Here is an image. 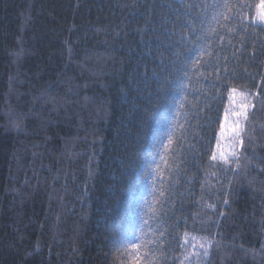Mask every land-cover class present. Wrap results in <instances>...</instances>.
<instances>
[{
	"label": "trees",
	"instance_id": "obj_1",
	"mask_svg": "<svg viewBox=\"0 0 264 264\" xmlns=\"http://www.w3.org/2000/svg\"><path fill=\"white\" fill-rule=\"evenodd\" d=\"M261 2L0 0V264H264Z\"/></svg>",
	"mask_w": 264,
	"mask_h": 264
},
{
	"label": "rangeland",
	"instance_id": "obj_2",
	"mask_svg": "<svg viewBox=\"0 0 264 264\" xmlns=\"http://www.w3.org/2000/svg\"><path fill=\"white\" fill-rule=\"evenodd\" d=\"M253 111L252 97L241 93L232 97L216 152V159L223 166H234L240 160L247 121Z\"/></svg>",
	"mask_w": 264,
	"mask_h": 264
},
{
	"label": "snow or ice",
	"instance_id": "obj_3",
	"mask_svg": "<svg viewBox=\"0 0 264 264\" xmlns=\"http://www.w3.org/2000/svg\"><path fill=\"white\" fill-rule=\"evenodd\" d=\"M258 9L256 20L264 24V0L258 5ZM213 159H215V157H213Z\"/></svg>",
	"mask_w": 264,
	"mask_h": 264
}]
</instances>
